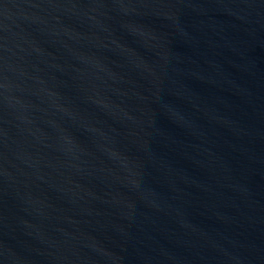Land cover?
Listing matches in <instances>:
<instances>
[{
  "label": "water",
  "instance_id": "water-1",
  "mask_svg": "<svg viewBox=\"0 0 264 264\" xmlns=\"http://www.w3.org/2000/svg\"><path fill=\"white\" fill-rule=\"evenodd\" d=\"M0 264H264V0H0Z\"/></svg>",
  "mask_w": 264,
  "mask_h": 264
}]
</instances>
